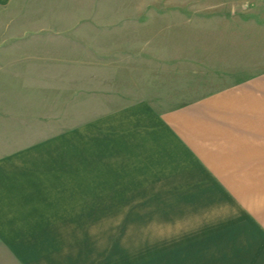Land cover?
<instances>
[{"label":"rangeland","instance_id":"rangeland-1","mask_svg":"<svg viewBox=\"0 0 264 264\" xmlns=\"http://www.w3.org/2000/svg\"><path fill=\"white\" fill-rule=\"evenodd\" d=\"M53 58L61 80L105 93L109 113L141 100L159 112L175 110L264 74V0L0 2L1 113L13 108L5 98L41 97L40 88L26 85H42L35 70ZM94 99L102 114L105 105ZM87 122L61 117L63 135L54 136V143L89 162L93 176L116 179L107 173L118 171L113 165L121 161L101 152L99 131L74 130ZM59 154L64 159L68 151ZM117 179L121 186L106 193L114 198L97 201L85 217L90 231L61 235L89 241L94 262L101 264H132L137 256L154 257L155 264H191L182 236L194 227L195 209L217 201L183 198L194 195L186 193L195 191L191 177L173 176L169 185L153 176ZM161 196L170 198H156Z\"/></svg>","mask_w":264,"mask_h":264},{"label":"crops","instance_id":"crops-1","mask_svg":"<svg viewBox=\"0 0 264 264\" xmlns=\"http://www.w3.org/2000/svg\"><path fill=\"white\" fill-rule=\"evenodd\" d=\"M41 65L36 73L49 72L38 73L42 85L25 84L40 88L41 97L5 98L13 108L0 112V264H101L89 241L61 233L90 231L85 217L97 201L114 198L106 193L125 174L153 176L164 185L173 176L191 177L195 191L186 193L194 195L183 198L217 201L193 213L194 227L181 240L188 244L187 262L264 264V74L175 110L159 112L141 100L109 113L105 93L60 79L56 58ZM93 98L105 105L102 114ZM61 117L91 119L74 130L99 131L101 152L121 161L107 173L116 179L93 176L89 162L54 143L63 135ZM144 258L132 264H155Z\"/></svg>","mask_w":264,"mask_h":264}]
</instances>
